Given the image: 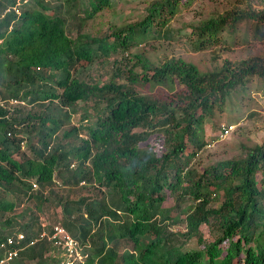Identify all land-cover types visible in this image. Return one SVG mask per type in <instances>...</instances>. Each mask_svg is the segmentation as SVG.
Segmentation results:
<instances>
[{
    "label": "trees",
    "instance_id": "16d2710c",
    "mask_svg": "<svg viewBox=\"0 0 264 264\" xmlns=\"http://www.w3.org/2000/svg\"><path fill=\"white\" fill-rule=\"evenodd\" d=\"M193 1L150 0L142 18L96 34L85 26L116 0H0V241L18 230L25 242L35 238L43 219L34 211L46 202L75 204L78 220L63 225L88 245L85 264H264V142H243L239 156L202 171L193 164L207 145L206 121L264 79V55L204 71L181 56L157 63L133 50L182 33L170 23ZM260 5L236 0L191 22L193 48L227 44L222 33L233 38L242 22L264 38ZM112 56L114 75L99 83L88 67ZM81 101L74 123L70 109ZM62 184L82 195L61 194ZM61 260L39 240L9 264Z\"/></svg>",
    "mask_w": 264,
    "mask_h": 264
},
{
    "label": "rangeland",
    "instance_id": "374dc122",
    "mask_svg": "<svg viewBox=\"0 0 264 264\" xmlns=\"http://www.w3.org/2000/svg\"><path fill=\"white\" fill-rule=\"evenodd\" d=\"M236 0H194L189 5H182L180 11L172 19L170 27L173 29H181L182 33L174 31L172 38L153 37L147 39L134 47V52L145 51L148 57L155 59L157 63L163 62L171 57H183L187 61L194 62L201 70L210 71L222 65L225 58L233 61L247 59L252 56L264 55V38L259 37L255 33L254 24L251 22H242L239 24L233 38L227 31L222 36L227 40V44L219 46H211L203 50L196 51L190 38L192 37L191 28L188 24L208 17L212 12H223L230 7ZM262 0H253L255 7H261ZM150 0H116L115 10L103 11L97 13L91 18L85 26V31L92 33H104L110 30L113 24H122L132 20L142 18L145 7ZM191 36V37H190ZM116 56H112L108 61L98 57L89 67L88 73L93 76L99 83H104L114 75L115 64H113ZM18 105V104H17ZM20 105V104H19ZM85 104L81 101L70 109L73 113L72 121L78 123L83 115ZM86 123H80V127L84 135H86ZM221 124H234L235 128L224 139H214L218 133ZM204 139L207 145L195 157L193 164L199 169L204 170L205 167L217 163L220 160L231 159L239 156L241 153L240 144L245 142L255 144L264 142V79H258L251 82L245 93L232 96L224 108L223 113H218L213 119H208L205 124ZM163 142V139L160 138ZM161 143V142H160ZM160 145V144H159ZM157 146V152L162 153L161 145ZM260 178V176H259ZM61 181V180H60ZM62 182V181H61ZM60 193L67 194L73 189L74 199H78L82 195V190L77 192V187L58 186ZM105 196V194H104ZM34 200L30 202L34 207ZM169 203L166 202V205ZM192 201L188 199L182 204L184 210L192 205ZM212 205H218V202ZM43 212L34 211L36 215L47 223L62 222L70 217L72 220H78L82 209L75 204L67 206V211L63 207H56L51 202L43 205ZM32 215H35V213ZM8 215V214H7ZM7 217V216H4ZM1 220V219H0ZM22 221V218H19ZM18 222L17 226H20ZM184 225H174V229H183ZM206 236L209 237V228L202 226ZM191 245H194L191 243Z\"/></svg>",
    "mask_w": 264,
    "mask_h": 264
},
{
    "label": "built area",
    "instance_id": "2783aa9c",
    "mask_svg": "<svg viewBox=\"0 0 264 264\" xmlns=\"http://www.w3.org/2000/svg\"><path fill=\"white\" fill-rule=\"evenodd\" d=\"M14 9L19 11L18 6L14 7ZM4 103L0 99V104L3 105ZM11 103L16 105L21 102L19 100H11ZM234 128V124H222L218 139L226 138ZM206 146H209V144ZM34 186L37 187V184H34ZM47 224L43 220V230L29 242H25L27 234L22 230L8 234L5 239L0 241V264H9L20 256L22 250L39 240H47L61 250L62 260L60 264H85L89 256L88 245L76 238L62 222L55 223L51 229L47 228Z\"/></svg>",
    "mask_w": 264,
    "mask_h": 264
}]
</instances>
